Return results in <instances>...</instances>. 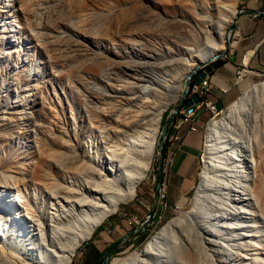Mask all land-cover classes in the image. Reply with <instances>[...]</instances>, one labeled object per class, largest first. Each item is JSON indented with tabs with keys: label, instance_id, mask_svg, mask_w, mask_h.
<instances>
[{
	"label": "bare ground",
	"instance_id": "obj_1",
	"mask_svg": "<svg viewBox=\"0 0 264 264\" xmlns=\"http://www.w3.org/2000/svg\"><path fill=\"white\" fill-rule=\"evenodd\" d=\"M220 1L213 15L199 25L198 40L184 47L183 61L177 60V66L164 71V79L151 76L148 80L146 86L157 83L165 91L157 86L146 91L134 76L135 80L124 83L117 77L118 82L107 83L106 77L99 75L95 82L113 93L102 95L80 75L68 87V95L84 101L79 104L82 106L74 111L71 98L60 99L64 117L52 121L43 98L32 103L20 99L27 89L15 84L17 78L10 74L11 83L0 91V110L9 114L0 116V145L6 142L8 148V156L0 153V264H71L83 241L123 202L137 195L151 168L162 114L178 98L181 80L197 64L226 50L222 37L225 35L226 43L237 7L235 0ZM20 2L25 25L8 12L0 13L2 63L11 62L9 56L15 51L20 55L22 50L13 43L23 45L15 25L39 40L42 21L36 22L35 4ZM82 33L98 49L111 52V61L119 70L129 61L128 55L121 53L128 47L122 39L107 37L100 42L98 35ZM135 45L131 44L134 51ZM99 59L103 61L101 56ZM160 59L153 54L139 62L156 68ZM42 76L46 89L50 80ZM58 87L65 94L67 87ZM79 87L87 91L86 97L77 92ZM116 97L124 101L123 106L92 109ZM75 112L87 121H79ZM228 112L209 123L205 166L191 207L180 208L141 248L118 264H264V80L248 84ZM93 113L104 114L105 123L101 117L93 120ZM7 128L10 136L3 134ZM19 144L26 149L22 154L33 146L34 154L28 152L21 156L22 161L16 160Z\"/></svg>",
	"mask_w": 264,
	"mask_h": 264
},
{
	"label": "rangeland",
	"instance_id": "obj_2",
	"mask_svg": "<svg viewBox=\"0 0 264 264\" xmlns=\"http://www.w3.org/2000/svg\"><path fill=\"white\" fill-rule=\"evenodd\" d=\"M27 1L32 3V5L35 4V19H37L36 22H38V25L42 21V24L39 25L41 26L39 28V40L31 36L29 34L30 32L24 28L20 29L18 24L14 26L19 31L18 35H22L20 41L23 45L21 46L20 43L15 41L13 43L19 44L17 48L21 47L22 50L20 51V55L19 52L15 51L9 56L11 58L8 59L11 62L5 61L3 62L4 64L0 62V72L2 73H0V91L3 89V86L11 83L9 76L10 74L11 76L13 75L17 78L15 84L24 85L27 89L22 91L20 99H25V102L32 103V100L40 101L43 98L45 111H47L48 117L52 121L64 117L61 112L63 109L60 106V99H63L64 102L65 99L71 98L74 104V111L79 106H82L79 104L84 101L68 95V87L76 83L77 77L79 78L80 75L85 76L86 80H90L89 84L95 92L102 93V95L107 93L111 94L112 92L105 90L102 84L95 82L96 80L94 78L99 75H103L104 78L106 77L105 80L107 83H116L119 78L124 83L130 79L135 80V78L133 79L134 76L137 80H141L146 91L151 86H157L160 91H163L165 87L157 85V83H151L146 86L150 83L148 80L151 76L157 77L158 79L167 77L164 71H170V69L177 66V62L184 57V47L198 40L199 34H201L199 32V25L204 22L203 19H206V16L213 15L212 13L221 4L220 0H39L40 4L38 0ZM235 1L237 7L236 15L241 11L247 10V0ZM180 2L183 5L187 3V6L184 5L183 7ZM185 8L187 9L185 10ZM45 10L50 13L48 16L45 14ZM2 12H8V14L16 16L21 21V24L25 25L20 0H0V13ZM47 17L49 18L47 19ZM49 19L52 21H49L51 23H49L50 26L47 24ZM239 21L240 18L238 22H234L230 26L232 30L229 39V51L234 44H237L236 41L241 37ZM7 28L10 34L9 25H7ZM20 31L23 34H20ZM82 32L88 35H98L97 38L100 42H104L102 38L107 39V37L122 39L128 47L123 50L126 53L123 51L121 53L127 54L129 61L124 62L123 67L119 70L117 65L111 61L112 53L95 47L94 43H90L89 38L88 40L84 39ZM222 40L227 49L225 35L222 37ZM134 42L139 43V45L137 46L136 43L135 45ZM131 44L137 47L135 51L131 48ZM153 54L161 56V59L157 60L159 63H156V68L151 67L150 64H148L149 66L146 63L141 64L147 58L150 59ZM99 56H101L104 62H101ZM24 57H27L26 60L22 59ZM223 57L217 58L212 63L218 62ZM132 60L135 62H132ZM164 60L166 62H163ZM21 62H24V64ZM169 63L173 64L167 65ZM12 64H17V66L11 68ZM3 65H6V67ZM145 65L148 68L143 67ZM164 65L167 66L165 67ZM163 67L165 68L163 69ZM245 68L247 69V76L242 82H239L242 88V93L239 94V97L242 96L248 84L251 85L264 80V68L257 69L251 67L250 64L248 66L246 65ZM8 71L10 72L8 73ZM38 73L41 75H37ZM42 75L44 78L49 77L51 82V84L49 82L46 89L44 88L45 79L42 80ZM195 75L192 80H194ZM89 76L92 78H89ZM186 77L181 80L182 89L178 92V98L170 102L162 114L160 122L161 128L156 140L155 153L147 179L139 185L137 195L133 199L123 202L116 212L111 214L110 217L94 230L88 239L83 241L77 248L71 264H85V261H87L86 245L92 243L100 235H106L107 241L104 242L102 247L107 249L122 239L127 233L139 228L112 254L109 264H118L122 258L134 249L141 248L164 223L178 214L180 208L189 209L191 207L195 192L201 182V172L205 166L204 159L208 144V128L204 133L199 163L195 171L194 184L181 199H175L171 196L174 194L166 184V173L168 174L170 169V164L168 163L169 165L166 167V163L170 155L165 152L164 142V184L161 188V197L156 214L149 223L147 222L151 211L156 205V186L161 157L159 136L165 123L170 118L171 111L181 98ZM59 84L61 87H67L65 94L59 92ZM56 91L60 93L59 102ZM77 92L82 94L83 97L88 95L87 91L81 87L78 88ZM3 93L7 94V92ZM0 97L1 106L3 104V96L0 95ZM149 98L154 99L153 96ZM171 98L168 95L167 99L171 100ZM108 100L107 103L106 100L104 103L96 102L99 107L94 106L95 108L92 109H102L101 107L104 106L107 108V106H110L108 104L121 107L124 103V101H117L121 100L119 97ZM107 109L104 110L106 113L108 112ZM66 114L71 115L70 110H66ZM228 114L229 112L225 116ZM4 115L8 117L9 114L4 109H1L0 116ZM74 115L78 116L79 121H87V117L83 114L75 112ZM103 115L97 116L93 113L92 118L93 120H97L101 117V121L105 123ZM211 116L212 114H209V118ZM16 130H20V127L19 129L16 128ZM10 133L11 129L8 128L3 131V134L7 136H10ZM3 143L5 144L6 142ZM4 144L2 145L1 143L0 145V153L8 156V148ZM19 147L20 150L16 156V160L18 159L19 161H22L21 156H25L24 154H28V152L29 154H34L35 152V147L33 146L28 152L25 151L22 154V151L26 149L23 148L22 144H19ZM100 264H103V260Z\"/></svg>",
	"mask_w": 264,
	"mask_h": 264
},
{
	"label": "crops",
	"instance_id": "obj_3",
	"mask_svg": "<svg viewBox=\"0 0 264 264\" xmlns=\"http://www.w3.org/2000/svg\"><path fill=\"white\" fill-rule=\"evenodd\" d=\"M247 10L264 11V0H247ZM239 31L241 37L236 41V46L234 44L222 58V62L218 61L217 67L207 77L209 86L203 97L212 100L219 109L230 105L242 93L236 79L239 67L250 64L257 69L264 68V16L253 12L244 14L239 21ZM193 92L200 93L196 86L189 95ZM209 114L212 113L206 108L198 110L194 121L196 130H191L189 124L180 123L179 115L167 132L165 152L170 158L166 167L170 164V169L166 173V184L175 199L183 198L194 184L203 137L210 120ZM106 241L107 237L103 234L86 245L87 257L92 256L95 249L103 250L102 246Z\"/></svg>",
	"mask_w": 264,
	"mask_h": 264
},
{
	"label": "water",
	"instance_id": "obj_4",
	"mask_svg": "<svg viewBox=\"0 0 264 264\" xmlns=\"http://www.w3.org/2000/svg\"><path fill=\"white\" fill-rule=\"evenodd\" d=\"M252 12L256 13L260 16H264V11H261V10H244V11H241L238 15H236L235 23L238 22L239 18H241V16H243L244 14L252 13ZM231 30L232 29H229V31L227 33V49L223 53L217 54L214 59L197 64L196 67L187 75L185 86H184L181 98H180L179 102L175 105V107L173 108V110L170 114V118L165 123L164 127L162 128V131H161L160 136H159V145H160L161 157H160V163H159L158 181H157V186H156V205L149 215V218L147 221L148 223L153 219V217L156 214V211H157V208H158V205L160 202V197H161V188L164 184L163 145H164V141H165L167 132H168L170 126L175 121V119L179 116V112L181 110L187 109L188 107L194 105L196 102L200 101L201 95L199 92H193L190 95H189V93L193 89L192 87H194L196 85H200L202 83L203 79L207 78L213 72V70L217 67L218 62H214V63H212V62L214 60H216L217 58L223 57V56L228 54L229 46H230L229 39H230ZM210 63H212V64H210ZM194 75H195L194 80H192ZM138 229L139 228H136L134 231H137ZM134 231L127 233L122 239L118 240L112 246L109 247V249L106 251V253L104 255L103 264H109L111 256L115 252V250L118 247L122 246V244L130 237V235Z\"/></svg>",
	"mask_w": 264,
	"mask_h": 264
},
{
	"label": "built area",
	"instance_id": "obj_5",
	"mask_svg": "<svg viewBox=\"0 0 264 264\" xmlns=\"http://www.w3.org/2000/svg\"><path fill=\"white\" fill-rule=\"evenodd\" d=\"M246 72L247 69L245 68V66L239 67L237 69L236 79L238 83L242 82L245 79V77L247 76ZM208 86H209V80L207 78L203 79L200 85H196V87H198L200 91V95H201L200 101L196 102L194 105L188 107L187 109H183L179 112L180 123L189 124L191 130L197 129V127L194 125V121L199 109L206 108L212 113L207 128L211 120L222 118L229 111V106L219 109L212 100L203 97L208 91Z\"/></svg>",
	"mask_w": 264,
	"mask_h": 264
},
{
	"label": "trees",
	"instance_id": "obj_6",
	"mask_svg": "<svg viewBox=\"0 0 264 264\" xmlns=\"http://www.w3.org/2000/svg\"><path fill=\"white\" fill-rule=\"evenodd\" d=\"M220 62H222V59L219 60V63ZM108 249L109 247L103 250L95 249L93 255L87 257V261L85 262V264H100V262L104 260V255Z\"/></svg>",
	"mask_w": 264,
	"mask_h": 264
}]
</instances>
